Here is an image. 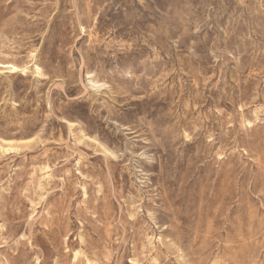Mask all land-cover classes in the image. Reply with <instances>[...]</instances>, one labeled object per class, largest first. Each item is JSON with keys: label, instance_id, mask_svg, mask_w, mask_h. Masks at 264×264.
<instances>
[{"label": "rangeland", "instance_id": "374dc122", "mask_svg": "<svg viewBox=\"0 0 264 264\" xmlns=\"http://www.w3.org/2000/svg\"><path fill=\"white\" fill-rule=\"evenodd\" d=\"M0 264H264V0H0Z\"/></svg>", "mask_w": 264, "mask_h": 264}, {"label": "bare ground", "instance_id": "6f19581e", "mask_svg": "<svg viewBox=\"0 0 264 264\" xmlns=\"http://www.w3.org/2000/svg\"><path fill=\"white\" fill-rule=\"evenodd\" d=\"M4 66H7L6 68L9 69V71H11L12 73L20 71V68L13 63L4 64ZM37 71L40 74L42 72V69L40 67H37ZM1 149L3 150V152H10L14 148L11 146H1Z\"/></svg>", "mask_w": 264, "mask_h": 264}]
</instances>
